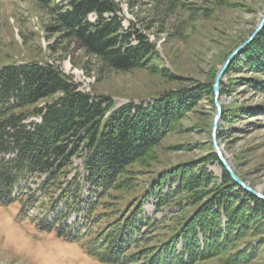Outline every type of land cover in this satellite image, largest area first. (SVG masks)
Segmentation results:
<instances>
[{"label": "trees", "instance_id": "16d2710c", "mask_svg": "<svg viewBox=\"0 0 264 264\" xmlns=\"http://www.w3.org/2000/svg\"><path fill=\"white\" fill-rule=\"evenodd\" d=\"M65 1L64 8L50 9L51 30L62 32L115 71L146 69L174 79L151 65L157 55L155 46L134 28H123L120 8L113 0ZM91 15L94 21L89 20ZM239 69L255 73V88L264 91V28L234 58L225 75ZM212 88L213 80L209 85L166 92L151 103L117 108L110 97L79 91L78 85L48 63L0 66V206L19 203L25 207L34 201V194L21 184L28 177L43 176L37 186L42 198L34 202L46 206L54 220L45 224L30 218V222L43 231L56 230L70 241L83 242L86 252L102 262L195 264L218 259L222 264H248L257 251L253 239L259 237L258 244L264 245V201L237 186L225 169L220 181L212 182L204 168L196 171L183 164L159 173L149 184V194L141 189L137 198L123 204L114 196L132 188L130 169L148 160L201 95H212ZM223 113L234 117L238 111ZM30 117H39L40 122L26 123ZM225 121L226 126L231 123L229 118ZM83 154L84 175L68 178L74 158ZM203 160L219 162L212 146ZM167 183L171 188L164 195ZM86 184L94 200L82 199ZM182 193L188 194L191 212L172 227L171 235L164 236L167 239L143 250L138 259L131 244L143 235L139 219L143 200L154 196L159 205H165ZM76 211L89 224L85 234L73 235L55 227ZM243 241L247 242L242 248ZM178 243L181 252L176 249Z\"/></svg>", "mask_w": 264, "mask_h": 264}, {"label": "rangeland", "instance_id": "374dc122", "mask_svg": "<svg viewBox=\"0 0 264 264\" xmlns=\"http://www.w3.org/2000/svg\"><path fill=\"white\" fill-rule=\"evenodd\" d=\"M113 1L120 8L123 28H134L155 46L157 55L151 65L172 75L173 80L146 69L115 71L84 52L62 32L51 30L54 22L50 9L64 8L65 0H0V66L8 62L48 63L78 85L79 91L110 97L117 108L128 103L147 104L166 92L209 85L212 80L214 83L213 74L218 73L234 46L251 35L264 14V0ZM89 20L94 21L95 16L91 15ZM257 77L249 69H239L223 77L217 99L221 116L215 143L236 177L264 196V91L255 88L253 82ZM213 94L214 91L211 96L201 95L193 110L152 150L148 160L139 161L130 169L132 188L115 193L117 203L137 198L141 189H147L149 194V184L159 173L183 164L196 171L204 168L212 182L220 181L224 168L219 158V162L207 164L203 160L210 146L214 149ZM231 109L238 114L235 118L225 117L223 110ZM242 110L246 111L243 116ZM225 118L231 121L228 126ZM38 122L39 117L26 121ZM83 156L74 158L68 178L84 175ZM42 180L43 176L35 175L21 184L29 194H34V201L42 198V193L37 191ZM170 188L167 183L163 194L167 195ZM82 199H95L87 184ZM34 201L25 207L19 203L0 206V264H110L90 256L81 241H70L56 230L37 228L30 218L48 224L54 217L46 211V206ZM158 202L154 196L143 200L139 216L143 235L136 236L131 244L138 259L143 256V250L159 244L165 235L170 236L172 227L192 210L186 193L165 205ZM54 225L73 235H83L89 227L77 211ZM253 240L257 251L248 264H264V245L258 244L259 237ZM246 242H242V248ZM176 249L181 252V244H176ZM195 264L222 263L211 259Z\"/></svg>", "mask_w": 264, "mask_h": 264}, {"label": "water", "instance_id": "95a60500", "mask_svg": "<svg viewBox=\"0 0 264 264\" xmlns=\"http://www.w3.org/2000/svg\"><path fill=\"white\" fill-rule=\"evenodd\" d=\"M263 28H264V14H263L262 18L259 20L257 26L254 28V30L251 33V35L245 41H243L235 50H233L228 55L226 61L224 62V64L222 65V67L218 71L217 75L215 76L214 83H213V91H214L213 95H214V99H215L216 116L214 118V126H213V130H212V141H213V144H214V149H215V151H216V153L218 155V158H219L223 168L230 175L232 180L239 187L243 188L245 191L249 192L250 194H252L255 197H257V198H259V199L264 201V196L262 194H260V193L256 192L255 190L247 187L243 182H241V180H239L236 177V175L234 174V172L232 171V169L230 168L228 163L222 157V155H221V153H220V151L217 148V145L215 143V138H216V133H217V128H218V121H219L220 116H221V106L219 105V103L217 101V99H218V97L220 95V83H221L223 77L225 76V72H226L227 68L232 63L234 58L240 52H242L262 32Z\"/></svg>", "mask_w": 264, "mask_h": 264}]
</instances>
